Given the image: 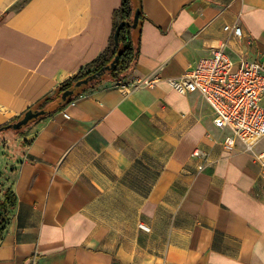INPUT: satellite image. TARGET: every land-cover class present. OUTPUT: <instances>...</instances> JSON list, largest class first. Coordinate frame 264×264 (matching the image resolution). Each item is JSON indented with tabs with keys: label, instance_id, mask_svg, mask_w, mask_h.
<instances>
[{
	"label": "crops",
	"instance_id": "crops-1",
	"mask_svg": "<svg viewBox=\"0 0 264 264\" xmlns=\"http://www.w3.org/2000/svg\"><path fill=\"white\" fill-rule=\"evenodd\" d=\"M120 2L0 0V127L102 53ZM140 5L122 78L0 132V264H264V138L227 149L204 98L166 81L220 42L264 63V0Z\"/></svg>",
	"mask_w": 264,
	"mask_h": 264
},
{
	"label": "built area",
	"instance_id": "built-area-1",
	"mask_svg": "<svg viewBox=\"0 0 264 264\" xmlns=\"http://www.w3.org/2000/svg\"><path fill=\"white\" fill-rule=\"evenodd\" d=\"M223 30L239 44L251 43L238 25L224 26ZM166 81L181 94L197 93L204 98L212 111V124L220 131H228L223 137L227 149L233 148L239 140L249 150L264 138L263 62L241 56L233 59L225 42H220L183 74ZM143 84L152 86L154 83L144 80ZM195 154L201 155V151L196 150ZM255 161L264 169V150Z\"/></svg>",
	"mask_w": 264,
	"mask_h": 264
},
{
	"label": "trees",
	"instance_id": "trees-1",
	"mask_svg": "<svg viewBox=\"0 0 264 264\" xmlns=\"http://www.w3.org/2000/svg\"><path fill=\"white\" fill-rule=\"evenodd\" d=\"M133 13H134V5L132 4V0H121L120 8L113 13V25H112V31L110 34L111 37L109 39L108 46L102 51L101 54L98 55V57H96L90 63L86 64L83 67V69H80L77 73H75L74 75L69 77L67 80L61 82V84L58 85L54 89L52 95L44 96L43 98L38 100V102L35 103L31 107H34L36 109L44 108L45 106L52 103L53 100H56L60 96V94L63 91L67 90L68 87L72 86L75 81H78L85 76H88L90 74L98 72L99 69H101L103 66H105L106 64L111 62L117 53V51H115V42H114V40H115L114 33L116 31V28L118 27V25L121 22H127V21L132 22ZM142 18H143V12H142V6H141V10L139 13V20L141 21V25H142V21H143ZM139 32H140V30H139ZM139 32H138V34H139ZM132 33H133V31L129 25L120 27L117 36H118V42H119V51H121V55H120V58L116 64L115 68L113 69V71L106 73L104 78L99 79L98 81H93V82H91L90 85L85 86L75 96H78L79 94L83 93L85 90L92 88L93 86L98 85V83H100L101 81H114V80H117L119 78H122L128 72V70L132 67V65L136 59L137 53H138V51H137V48H138V39L137 38L138 37L135 38L136 39L135 40L132 36ZM75 96L69 97L68 102L66 104H68L69 101H71L73 99V97H75ZM65 105H63V106H65ZM63 106H60V107L54 109V111L62 108ZM54 111L50 112L48 115H50ZM23 113L20 114V116L16 117L11 122H14V121H17L18 119H20L23 116ZM46 116L39 117V119L29 123L28 125L37 124V123H39V121L44 119ZM28 125H26V126H28ZM21 131H23V130H21ZM3 192H4V199L0 200V235L6 226L5 217L3 216L2 213L6 212V210H9V209L11 210V208H14L13 206L15 205V201H16L13 192L7 191V190H5Z\"/></svg>",
	"mask_w": 264,
	"mask_h": 264
},
{
	"label": "water",
	"instance_id": "water-1",
	"mask_svg": "<svg viewBox=\"0 0 264 264\" xmlns=\"http://www.w3.org/2000/svg\"><path fill=\"white\" fill-rule=\"evenodd\" d=\"M132 4L134 5V13L132 17V22H129V21L121 22L116 28V31L114 33L115 51H117V53L111 62H109L108 64L103 66L101 69H99L98 72H95L93 74L83 77L82 79L78 81H75L74 84L68 87L67 90L63 91L56 100H53L52 103L45 106L44 108H41V109H36L34 107L28 108L23 113V116L20 119L14 122H10L8 123V125H5L3 127H0V132L9 131V129L14 130V131L23 130L26 125H28L29 123L33 121H36L37 119H39V117L46 116L50 112L54 111V109L65 105L68 102L69 97L77 95L85 86L90 85L91 82L98 81L99 79L104 78L106 73L113 71L121 55V51H119V42H118V36H117L120 27L129 25L133 31L132 36H136L138 35V32L142 26L141 21L139 20V13L141 10L140 0H132Z\"/></svg>",
	"mask_w": 264,
	"mask_h": 264
},
{
	"label": "rangeland",
	"instance_id": "rangeland-1",
	"mask_svg": "<svg viewBox=\"0 0 264 264\" xmlns=\"http://www.w3.org/2000/svg\"><path fill=\"white\" fill-rule=\"evenodd\" d=\"M3 132H5V131H3Z\"/></svg>",
	"mask_w": 264,
	"mask_h": 264
}]
</instances>
